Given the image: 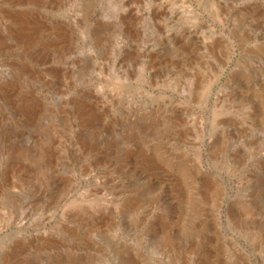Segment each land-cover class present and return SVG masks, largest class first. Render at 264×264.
<instances>
[{
    "label": "rangeland",
    "instance_id": "374dc122",
    "mask_svg": "<svg viewBox=\"0 0 264 264\" xmlns=\"http://www.w3.org/2000/svg\"><path fill=\"white\" fill-rule=\"evenodd\" d=\"M0 264H264V0H0Z\"/></svg>",
    "mask_w": 264,
    "mask_h": 264
}]
</instances>
